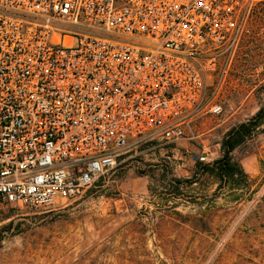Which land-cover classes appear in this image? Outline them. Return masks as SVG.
Listing matches in <instances>:
<instances>
[{
	"label": "built area",
	"instance_id": "built-area-1",
	"mask_svg": "<svg viewBox=\"0 0 264 264\" xmlns=\"http://www.w3.org/2000/svg\"><path fill=\"white\" fill-rule=\"evenodd\" d=\"M253 2L0 0V210L59 209L123 149L221 114L205 77L218 57L227 76Z\"/></svg>",
	"mask_w": 264,
	"mask_h": 264
},
{
	"label": "rangeland",
	"instance_id": "rangeland-1",
	"mask_svg": "<svg viewBox=\"0 0 264 264\" xmlns=\"http://www.w3.org/2000/svg\"><path fill=\"white\" fill-rule=\"evenodd\" d=\"M248 27L227 76L218 57L205 77L204 100L221 114L199 112L175 144L123 149L59 209L0 210V264H264V124L232 153L246 176L239 189L197 166L217 160L224 135L264 107V0H254Z\"/></svg>",
	"mask_w": 264,
	"mask_h": 264
},
{
	"label": "trees",
	"instance_id": "trees-1",
	"mask_svg": "<svg viewBox=\"0 0 264 264\" xmlns=\"http://www.w3.org/2000/svg\"><path fill=\"white\" fill-rule=\"evenodd\" d=\"M264 124V107L260 108L257 113L248 121L237 125L230 129L223 137L220 144V157L213 161L211 164H207L199 167V171L202 175H206L217 180L220 183H227L230 181L232 189H239L240 185H245L246 176L233 158L232 153L238 147L243 145L245 141ZM177 186L180 182L173 181ZM193 181L188 180L185 184H191Z\"/></svg>",
	"mask_w": 264,
	"mask_h": 264
},
{
	"label": "crops",
	"instance_id": "crops-1",
	"mask_svg": "<svg viewBox=\"0 0 264 264\" xmlns=\"http://www.w3.org/2000/svg\"><path fill=\"white\" fill-rule=\"evenodd\" d=\"M216 157V156H215Z\"/></svg>",
	"mask_w": 264,
	"mask_h": 264
}]
</instances>
